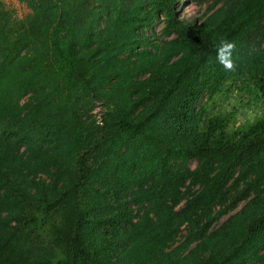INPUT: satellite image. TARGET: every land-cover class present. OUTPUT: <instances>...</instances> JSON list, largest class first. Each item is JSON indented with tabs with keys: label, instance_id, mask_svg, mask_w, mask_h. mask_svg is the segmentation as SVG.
I'll use <instances>...</instances> for the list:
<instances>
[{
	"label": "trees",
	"instance_id": "1",
	"mask_svg": "<svg viewBox=\"0 0 264 264\" xmlns=\"http://www.w3.org/2000/svg\"><path fill=\"white\" fill-rule=\"evenodd\" d=\"M180 1L0 0V264H264V0Z\"/></svg>",
	"mask_w": 264,
	"mask_h": 264
},
{
	"label": "rangeland",
	"instance_id": "2",
	"mask_svg": "<svg viewBox=\"0 0 264 264\" xmlns=\"http://www.w3.org/2000/svg\"><path fill=\"white\" fill-rule=\"evenodd\" d=\"M216 1L219 0H181L177 7V13L183 22L192 24L207 14L210 6ZM6 4L18 15L23 14L26 10L24 3ZM161 25L162 22L158 21L152 29V32L158 36V39L163 38L158 34ZM148 32L149 31H147V33ZM219 110L231 113L229 126H234L244 121L251 120L260 113L259 104L254 101L253 97L247 94L242 88L233 86L232 84L227 86L225 90L216 97L214 103L209 104L207 107V111L211 113ZM103 111L104 109L102 105L99 102H96L91 107L90 113L94 118L99 119ZM190 166H194L193 161L190 163Z\"/></svg>",
	"mask_w": 264,
	"mask_h": 264
},
{
	"label": "clouds",
	"instance_id": "3",
	"mask_svg": "<svg viewBox=\"0 0 264 264\" xmlns=\"http://www.w3.org/2000/svg\"><path fill=\"white\" fill-rule=\"evenodd\" d=\"M235 48V42L227 39H221L216 47V62L220 63L225 71L231 72L236 68V63L233 58Z\"/></svg>",
	"mask_w": 264,
	"mask_h": 264
},
{
	"label": "crops",
	"instance_id": "4",
	"mask_svg": "<svg viewBox=\"0 0 264 264\" xmlns=\"http://www.w3.org/2000/svg\"><path fill=\"white\" fill-rule=\"evenodd\" d=\"M5 3H13V4H17V3H24V0H3Z\"/></svg>",
	"mask_w": 264,
	"mask_h": 264
}]
</instances>
